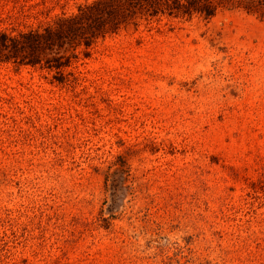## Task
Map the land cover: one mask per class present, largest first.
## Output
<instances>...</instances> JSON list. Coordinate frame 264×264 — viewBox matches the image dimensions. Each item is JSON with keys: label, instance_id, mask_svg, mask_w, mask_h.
<instances>
[{"label": "rangeland", "instance_id": "374dc122", "mask_svg": "<svg viewBox=\"0 0 264 264\" xmlns=\"http://www.w3.org/2000/svg\"><path fill=\"white\" fill-rule=\"evenodd\" d=\"M69 72L0 65V264H264V20L143 19Z\"/></svg>", "mask_w": 264, "mask_h": 264}, {"label": "trees", "instance_id": "16d2710c", "mask_svg": "<svg viewBox=\"0 0 264 264\" xmlns=\"http://www.w3.org/2000/svg\"><path fill=\"white\" fill-rule=\"evenodd\" d=\"M225 10H242L264 20V0H94L36 28L0 30V65L39 67L55 72L60 83L72 82L77 77L66 70L82 55L90 57L100 40L130 24L163 16L211 20Z\"/></svg>", "mask_w": 264, "mask_h": 264}]
</instances>
